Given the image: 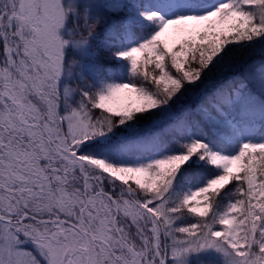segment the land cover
I'll use <instances>...</instances> for the list:
<instances>
[{
    "label": "snow or ice",
    "instance_id": "obj_1",
    "mask_svg": "<svg viewBox=\"0 0 264 264\" xmlns=\"http://www.w3.org/2000/svg\"><path fill=\"white\" fill-rule=\"evenodd\" d=\"M0 264H264V0H0Z\"/></svg>",
    "mask_w": 264,
    "mask_h": 264
}]
</instances>
